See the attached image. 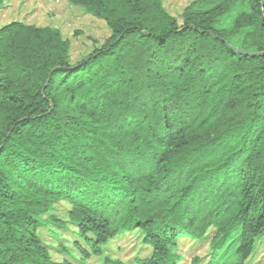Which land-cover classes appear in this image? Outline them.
<instances>
[{"label": "trees", "instance_id": "16d2710c", "mask_svg": "<svg viewBox=\"0 0 264 264\" xmlns=\"http://www.w3.org/2000/svg\"><path fill=\"white\" fill-rule=\"evenodd\" d=\"M69 2L110 30L74 63L58 29H0V264H85L134 232L152 250L136 264H181L180 241L211 230L248 264L264 238V57L235 49L264 52V0H193L181 20L163 0ZM61 203L72 263L39 233L64 229Z\"/></svg>", "mask_w": 264, "mask_h": 264}, {"label": "rangeland", "instance_id": "374dc122", "mask_svg": "<svg viewBox=\"0 0 264 264\" xmlns=\"http://www.w3.org/2000/svg\"><path fill=\"white\" fill-rule=\"evenodd\" d=\"M193 0H163L166 9L181 20L184 8ZM242 10H240L241 12ZM12 22H22L38 27L58 29L72 44L71 58L76 62L92 53L96 47L104 44L110 36V30L101 19L89 15L84 9L73 6L69 0H7L4 11L0 12V29ZM70 206L65 203L54 207L51 214L65 224L59 229L53 223H47L39 229L40 236L55 262H75L79 252L73 246L76 237L74 228L67 223ZM214 230L204 241L181 240L178 249L182 257L181 264H230L236 261L237 236L214 249L211 244ZM59 234V236H57ZM141 233L126 234L103 248L100 256L86 259L85 264H106V259L121 261L124 264H136V260L150 257L151 248L143 244ZM198 260V263H195ZM78 264H82L79 260ZM264 263V238L256 245L254 255L248 264Z\"/></svg>", "mask_w": 264, "mask_h": 264}, {"label": "water", "instance_id": "95a60500", "mask_svg": "<svg viewBox=\"0 0 264 264\" xmlns=\"http://www.w3.org/2000/svg\"><path fill=\"white\" fill-rule=\"evenodd\" d=\"M237 53L241 54V55H246V56H249V57H264V52L263 53H247L245 51H242V50H238V49H235Z\"/></svg>", "mask_w": 264, "mask_h": 264}]
</instances>
